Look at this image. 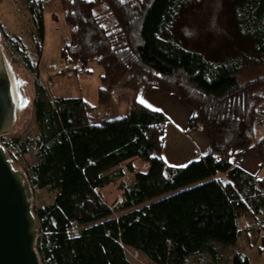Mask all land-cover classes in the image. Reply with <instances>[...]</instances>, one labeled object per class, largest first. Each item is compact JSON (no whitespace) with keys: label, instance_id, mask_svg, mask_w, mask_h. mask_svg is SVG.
Segmentation results:
<instances>
[{"label":"trees","instance_id":"trees-1","mask_svg":"<svg viewBox=\"0 0 264 264\" xmlns=\"http://www.w3.org/2000/svg\"><path fill=\"white\" fill-rule=\"evenodd\" d=\"M25 1L38 58L23 56L36 77L37 132L2 134L0 143L14 168L19 156H30L31 188L54 193L32 207L41 263L135 264L128 254L135 252L150 264H217L220 247L237 241V219L264 209V175L229 161L254 146L264 166V74L239 76L264 67V0H224L244 46L210 56L185 47L174 32L199 0H61L68 36L59 57L75 71L91 62L102 68L97 106L108 107L114 88L123 89L128 105L115 117L95 113L80 97H49L38 79L44 0ZM140 87L176 95L191 111L189 126L206 127L208 153L182 167L166 164L167 118L133 98ZM114 182L121 200L108 203L101 190ZM73 223L78 236L69 233ZM230 264L250 263L237 253Z\"/></svg>","mask_w":264,"mask_h":264},{"label":"rangeland","instance_id":"rangeland-1","mask_svg":"<svg viewBox=\"0 0 264 264\" xmlns=\"http://www.w3.org/2000/svg\"><path fill=\"white\" fill-rule=\"evenodd\" d=\"M223 2L224 0H199L194 8L183 13L174 31L178 40L185 47L200 49L208 56L230 51L232 44L244 46L242 40L236 36L235 30H233L230 16L226 12ZM42 15L44 33L42 53L38 62V79L46 88L49 97H80L95 106L93 110L99 115L110 117L121 115L126 110L128 102L120 86L114 88L115 99L108 107L107 105L97 106L100 87L99 75L102 72V68L98 64L91 62L85 69L75 71L72 69L73 64L65 63L60 59L59 49L68 36V29L63 22L61 0H44ZM31 28L32 16L27 9L25 0H0L1 51L5 58L9 59L8 65L12 73L20 80H25V84L21 85L22 93L24 97H29L27 106L19 109L18 119L13 130L7 133V138L17 134L34 137L37 132L33 114L34 80L36 77L25 67L23 59V56L27 54L32 62L38 60L36 56L32 55L34 46L30 39ZM259 74H264L263 65L247 67L239 76L241 79H248ZM133 98L135 99V95ZM29 162V155L19 156L15 161V167L21 170L24 180L27 182L29 181L25 170ZM133 162L142 169L141 166H138V162L142 164V160L135 158ZM125 175L126 177L131 176L127 171ZM263 175L264 170L258 174V177L262 178ZM101 193L103 199L108 203H112L114 200L119 201L121 198L118 182L105 186ZM31 197L32 207H37L50 202L54 193L32 187ZM237 223L239 227L237 241L235 244L220 247L222 256L217 264H230L231 256L237 253L246 256L251 264H264V209L254 215L239 217ZM36 234L37 237L40 235L38 223ZM128 254L135 264H150L135 252ZM202 258H207V255ZM189 262H192L191 259Z\"/></svg>","mask_w":264,"mask_h":264},{"label":"water","instance_id":"water-1","mask_svg":"<svg viewBox=\"0 0 264 264\" xmlns=\"http://www.w3.org/2000/svg\"><path fill=\"white\" fill-rule=\"evenodd\" d=\"M8 61L0 47V135L13 130L19 109L29 102L21 88L25 80L12 73ZM36 231L31 186L0 143V264H42Z\"/></svg>","mask_w":264,"mask_h":264},{"label":"crops","instance_id":"crops-1","mask_svg":"<svg viewBox=\"0 0 264 264\" xmlns=\"http://www.w3.org/2000/svg\"><path fill=\"white\" fill-rule=\"evenodd\" d=\"M135 99L138 102L143 99L146 102L143 105H151L152 107L147 106L150 109H160V112L167 118L161 152L166 164L182 167L208 153L206 127L203 125L189 126L191 111L176 95L163 93L155 87H140L135 92ZM231 162L256 177L264 170V166L261 168L260 157L254 146L237 150L232 155ZM138 166L145 168L147 164L138 162Z\"/></svg>","mask_w":264,"mask_h":264},{"label":"built area","instance_id":"built-area-1","mask_svg":"<svg viewBox=\"0 0 264 264\" xmlns=\"http://www.w3.org/2000/svg\"><path fill=\"white\" fill-rule=\"evenodd\" d=\"M11 160V159H10ZM12 162V160H11ZM121 200V198H119V201ZM69 233L73 236H78V227L76 224H72L69 228Z\"/></svg>","mask_w":264,"mask_h":264},{"label":"snow or ice","instance_id":"snow-or-ice-1","mask_svg":"<svg viewBox=\"0 0 264 264\" xmlns=\"http://www.w3.org/2000/svg\"><path fill=\"white\" fill-rule=\"evenodd\" d=\"M142 104H145L146 102L143 99H140L139 101ZM148 107H152L151 105H147ZM156 111H160V109H155Z\"/></svg>","mask_w":264,"mask_h":264}]
</instances>
